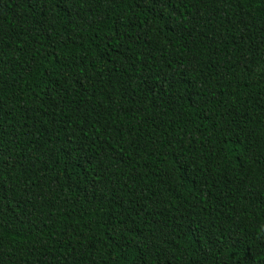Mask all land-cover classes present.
Segmentation results:
<instances>
[{"label":"trees","instance_id":"16d2710c","mask_svg":"<svg viewBox=\"0 0 264 264\" xmlns=\"http://www.w3.org/2000/svg\"><path fill=\"white\" fill-rule=\"evenodd\" d=\"M0 264H264V0H0Z\"/></svg>","mask_w":264,"mask_h":264}]
</instances>
